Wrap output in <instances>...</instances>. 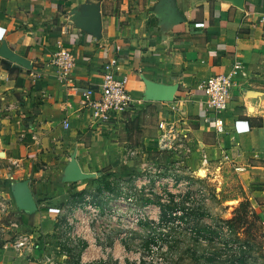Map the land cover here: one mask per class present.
Masks as SVG:
<instances>
[{
    "label": "crops",
    "instance_id": "1",
    "mask_svg": "<svg viewBox=\"0 0 264 264\" xmlns=\"http://www.w3.org/2000/svg\"><path fill=\"white\" fill-rule=\"evenodd\" d=\"M60 47L74 58L68 82L51 64ZM112 59L117 77L126 76L134 108L114 126H90L71 86L93 88L98 97L102 67ZM209 59L241 66L236 99L219 115L198 90L217 72ZM173 90L189 94L176 113ZM0 96L16 105L8 112L9 136H24L0 152L6 170L0 188L27 181L37 208L18 211L19 230L42 234L23 253L0 245V264H39L47 256L40 244L63 215L60 204L84 188V180L64 181L71 155L92 179L131 163L122 131L132 122L158 131L144 122L149 114L174 125L189 170L205 171L222 159L244 170L264 163V0H0ZM204 117H219L224 132ZM143 140L147 146L153 138Z\"/></svg>",
    "mask_w": 264,
    "mask_h": 264
},
{
    "label": "rangeland",
    "instance_id": "2",
    "mask_svg": "<svg viewBox=\"0 0 264 264\" xmlns=\"http://www.w3.org/2000/svg\"><path fill=\"white\" fill-rule=\"evenodd\" d=\"M13 106L0 96V152L24 138L9 136ZM144 122L158 127L150 114ZM125 130L131 163L82 180L84 188L60 204L56 230L40 244L53 263L264 264V163L237 170L222 159L195 172L182 164L178 134L162 147L153 128L132 122ZM11 194L0 188V245L23 232Z\"/></svg>",
    "mask_w": 264,
    "mask_h": 264
},
{
    "label": "built area",
    "instance_id": "3",
    "mask_svg": "<svg viewBox=\"0 0 264 264\" xmlns=\"http://www.w3.org/2000/svg\"><path fill=\"white\" fill-rule=\"evenodd\" d=\"M51 64L57 69V78L63 79L67 82L72 80L71 75L74 71L75 63L73 55L69 50L60 47L56 52L55 57L52 59ZM207 65L215 67L217 72L202 81L198 86V90L204 97L205 104L207 105L206 107L211 109L216 115H219L225 111L227 108L226 106H228L230 102L236 99L232 93L233 89L237 86L234 75L241 66L236 61L228 64L229 66H225L223 64L215 63L212 59L207 61ZM117 66V61L112 59L102 67V69H104L103 82L99 87L100 90L98 97L93 96L95 93L93 88H77L71 86V88L80 93V103L83 109L89 111L90 126H114L125 115L129 114L133 110L132 108H134V103L126 88V76L117 77L116 73L119 70V67ZM188 95V93L180 91L175 92L174 98L178 104L170 107L172 113H176L180 110L179 107L182 106L180 100L188 97ZM204 122L211 123L214 126L216 133L224 132V125L219 117L213 118L212 120L204 117ZM157 129L160 133V138L158 139L157 144L165 147V143H168L169 137L174 134V125L170 124L167 120H162L158 123ZM2 160L3 159L0 158V172ZM236 169L242 170V168L239 167ZM38 237L39 236H33V234L23 231L19 234L17 233L15 239L10 244L16 252L23 253L25 250L39 245ZM39 264L57 263H53L49 257L45 256Z\"/></svg>",
    "mask_w": 264,
    "mask_h": 264
},
{
    "label": "water",
    "instance_id": "4",
    "mask_svg": "<svg viewBox=\"0 0 264 264\" xmlns=\"http://www.w3.org/2000/svg\"><path fill=\"white\" fill-rule=\"evenodd\" d=\"M175 92L176 91L173 90V97ZM93 176L94 174L84 173L80 169L78 162H76L74 155H71L70 162L64 170V181L78 182ZM10 190L15 201V205L20 211L30 213L36 210V202L33 198L27 181H18L13 183L10 186Z\"/></svg>",
    "mask_w": 264,
    "mask_h": 264
}]
</instances>
